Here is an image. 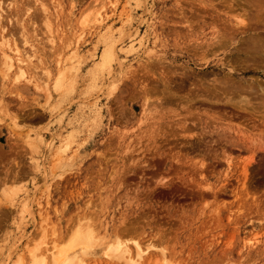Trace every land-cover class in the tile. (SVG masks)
<instances>
[{
	"label": "rangeland",
	"instance_id": "1",
	"mask_svg": "<svg viewBox=\"0 0 264 264\" xmlns=\"http://www.w3.org/2000/svg\"><path fill=\"white\" fill-rule=\"evenodd\" d=\"M0 7L5 39L43 49L22 79L0 47V264H52L76 249L81 264H264V69L232 58L237 44L205 46L226 41L232 17L250 19V0ZM75 49L74 65H58ZM26 135L43 136L39 150ZM114 245L126 258L108 256Z\"/></svg>",
	"mask_w": 264,
	"mask_h": 264
},
{
	"label": "bare ground",
	"instance_id": "2",
	"mask_svg": "<svg viewBox=\"0 0 264 264\" xmlns=\"http://www.w3.org/2000/svg\"><path fill=\"white\" fill-rule=\"evenodd\" d=\"M227 1V0H226ZM232 1H235V0H231V2ZM247 1V0H246ZM206 2V1H205ZM2 3V2H1ZM202 3H204V2H202ZM226 3H228V2H226ZM238 4H241V3H239V2H237ZM205 4H207V2L206 3H204V5ZM208 4H210V3H208ZM230 4V7H231V10H233L234 8V5H237L236 3H233V4H231V3H229ZM3 5H4V3H3ZM2 5V6H3ZM44 5V4H43ZM213 5V4H212ZM223 5V4H222ZM73 6V5H72ZM225 6V5H224ZM250 6H252V7H250V19H248L247 18V16L245 17V15L246 14H244V16L243 17H245V19H243L242 18V14H241V16H235V17H232L233 19H229V21L228 22H230L231 23V25H234V27L236 28L234 31H233V33H228V34H226L225 36V40L226 41H224L223 39H221V38H216V37H214V38H212V40H215L214 42H211L209 45H205V46H207V47H209V48H213V50H217V48L219 49V48H221L222 49V46H227L228 48H231V46L233 47V45H235V44H237V45H235V47L233 48V49H230L231 51H229L230 53V56H232V58H242L243 56H244V59H246L245 61L244 60H242V59H238V61H240V62H247V59H250V61L248 60V62H247V64L250 62V65H256V66H253V67H255L254 69H256V70H258V71H260L261 69H264L263 68V66H264V0H250ZM11 7V6H10ZM200 7V6H199ZM211 7V6H210ZM215 7V6H214ZM1 8V7H0ZM204 9V8H203ZM226 9H227V7H226ZM229 9V8H228ZM3 10V9H2ZM1 10V12H4V10L2 11ZM49 10V9H48ZM48 10L47 9H45V10H43V11H45L46 13H45V18H46V20L47 19H49V16H50V14H49V12H48ZM55 10V9H54ZM230 10V11H231ZM252 10H255L256 12H254V13H256V14H252L251 13V11ZM207 11V10H206ZM25 13H28V12H25ZM216 13H217V11H216ZM247 13V12H246ZM1 14L2 13H0V16H1ZM214 14V13H213ZM8 15V14H7ZM19 15V14H18ZM26 15V14H25ZM220 15V14H219ZM3 17L5 16L4 15V13H3V15H2ZM9 16V15H8ZM20 17V16H19ZM24 17V16H23ZM22 17V18H23ZM5 18V17H4ZM7 18V17H6ZM9 18V17H8ZM10 19V18H9ZM30 19V18H29ZM11 20V19H10ZM9 20V21H10ZM188 20V19H187ZM205 20V19H204ZM0 21H2V20H0ZM27 21V20H26ZM84 21H85V23H86V21H87V19L86 20H83L82 19V22H81V24L83 25V24H85L84 23ZM217 21V20H216ZM7 22V21H6ZM22 22V21H21ZM47 22H48V20H47ZM188 22H190V21H188ZM191 23V22H190ZM48 24V23H47ZM50 24V23H49ZM6 25V24H5ZM222 25V24H221ZM23 26V25H22ZM29 26L30 25H28V28H29ZM33 26H34V24H33ZM47 26H49V25H47ZM3 27H4V25H3ZM21 27V26H20ZM27 28V27H26ZM217 28V27H216ZM215 28V29H216ZM226 28H227V26H226ZM249 29H250V34H248V31H249ZM2 30H3V32H4V30H5V28L3 29L2 28V23H1V25H0V35L1 36H3V37H1V39H2V42L0 43V47H4V48H6V53L3 55L4 56V58L6 59V64H8V73L10 72V71H12L13 69H14V67H16L17 69L16 70H18V74L17 73H15L16 75H18L20 78H22V77H25V73H27V72H25V71H27V68L29 67L30 68V65H32L31 63H33L34 62V60H36V59H40L38 56H37V54H39V52H40V50L41 51H43V49H38V47H36L37 45H34V43L33 44H31V46H32V49H35V51H33L31 54H28V52H22L21 50H20V48L18 47V45H17V43H14V44H12V43H10V40L8 41L7 39H5V36H4V34H3V32H2ZM230 30H231V28H230ZM233 30V29H232ZM33 31V30H32ZM216 31V30H215ZM20 32V31H19ZM23 32V31H22ZM34 32V31H33ZM217 32H219V31H217ZM26 33V32H25ZM30 32H28V34H29ZM34 34V33H33ZM26 35V34H25ZM217 35V34H216ZM220 35V34H219ZM11 36V35H10ZM37 36V35H36ZM50 36V35H49ZM246 36H248L247 38H245ZM26 37V36H25ZM23 38V40L26 42V38ZM222 37V36H221ZM224 37V36H223ZM8 38V37H7ZM32 38V37H31ZM33 38H35L34 36H33ZM11 39V38H10ZM36 39V38H35ZM47 39V38H46ZM210 39V38H209ZM28 40V39H27ZM49 41L48 42H50V44H51V46H54L55 45V43H56V41H55V39H54V37L53 36H50L49 37V39H48ZM238 40V41H237ZM13 41H15L14 39H13ZM23 41V42H24ZM36 41V40H35ZM40 40H38V42H39ZM32 42V41H31ZM30 41H27L26 42V44H30L31 43ZM34 42V41H33ZM235 42V43H234ZM70 43V42H69ZM72 43V42H71ZM114 43V41H111V44L109 45V47H111L110 48V50H108V51H106L105 52V54L104 55H102V58H101V65H98V66H100V67H102V66H104V67H107V66H110V65H108L106 62H108V60H109V58H111V59H113L112 57H113V55H114V52H113V48H115L114 46H115V44H113ZM116 43V42H115ZM35 44H38L39 45V43H37V41H36V43ZM44 45V47L46 48V46H47V44H46V46H45V44H43ZM111 45H113V48H112V46ZM50 46V47H51ZM204 46V47H205ZM40 47H41V45H40ZM39 47V48H40ZM56 47V46H55ZM72 47V46H71ZM108 47V48H109ZM200 47H202V46H200ZM206 47V48H207ZM208 48V49H209ZM215 48V49H214ZM30 49H31V47H30ZM227 49V48H226ZM5 50V49H4ZM215 50V52H217ZM229 50V49H228ZM2 51H3V49H2ZM1 51V52H2ZM49 51H51V49L49 50ZM53 51V50H52ZM211 51V50H210ZM221 51V50H220ZM9 52H13V53H15L16 54V58H13L12 56H10L9 55ZM73 52V51H72ZM71 52V53H72ZM213 52V51H212ZM215 52H214V54H215ZM219 52V51H218ZM3 53V52H2ZM42 53V52H41ZM113 53V54H112ZM202 53H204V52H202ZM77 54V50L75 49V51L71 54V56H70V58H69V60L67 61L66 59H68L67 57H65L66 59V61L65 60H63V59H61V60H59V63H58V65H74V62H76V55ZM70 55V54H69ZM210 55H211V52H210ZM3 56H2V58H3ZM36 57H38V58H36ZM228 58V57H227ZM111 59L109 60V61H111ZM232 60V59H231ZM38 61V60H37ZM40 61V60H39ZM44 61V60H43ZM230 61V60H229ZM234 61V60H233ZM236 61V60H235ZM234 61V62H235ZM4 62H5V60H4ZM3 62V63H4ZM0 63H2V62H0ZM45 63V62H44ZM230 63V62H229ZM38 64V63H37ZM40 64H41V62H40ZM102 64H105V65H102ZM111 64V63H110ZM234 64V63H233ZM236 64V63H235ZM245 64V63H244ZM243 64V65H244ZM5 65V64H4ZM34 65V64H33ZM227 65H229V64H227ZM242 65V64H241ZM6 66V65H5ZM4 66V67H5ZM46 66V65H45ZM97 66V67H98ZM259 66L261 67V69H259ZM1 67V66H0ZM32 67V66H31ZM35 67H36V65H35ZM38 67V66H37ZM40 67V66H39ZM59 67V66H58ZM96 67V66H95ZM103 67V68H104ZM67 68V67H66ZM110 68V67H109ZM67 69H69V67L67 68ZM112 69V68H111ZM110 69V70H111ZM243 69H245V68H243ZM251 69H253V68H251ZM4 70H6V69H4ZM15 70V71H16ZM29 70V69H28ZM35 70V69H34ZM46 70V69H45ZM99 70V69H98ZM47 71V70H46ZM66 71V70H65ZM65 71H64V73H65ZM1 72V71H0ZM35 72V71H34ZM48 72V71H47ZM62 72V70H60V73ZM66 72H69V71H66ZM176 72V71H175ZM261 72H263V71H261ZM4 73H5V71H4ZM170 73H172V72H170ZM169 73V74H170ZM49 75H50V73H48ZM59 74V73H58ZM62 74V73H61ZM3 75V74H2ZM44 75V74H43ZM48 75V76H49ZM98 75V74H97ZM5 76V75H4ZM6 76H8V78L10 79V77H9V75H6ZM5 76V77H6ZM12 76H14V74L12 75ZM33 76V75H32ZM35 76V75H34ZM92 76V75H91ZM5 77H4V79H5ZM60 77V76H59ZM57 78V83L55 84V86H54V88H55V90L56 89H60L63 85H62V83H64V78H63V76L61 75V77L60 78ZM7 78V77H6ZM19 78V79H20ZM32 78V77H31ZM34 78V77H33ZM32 78V79H33ZM66 78V77H65ZM79 78V77H78ZM229 78V77H228ZM254 78V77H253ZM22 79H24V78H22ZM21 79V80H22ZM30 79V78H29ZM31 79V80H32ZM164 79V78H163ZM162 79V80H163ZM194 79V78H193ZM212 79V78H211ZM6 80H8V79H6ZM14 79H12V81H13ZM99 80V79H98ZM169 80V79H168ZM225 80V79H224ZM257 80H259L258 78H257ZM68 81H69V79H68ZM95 81V80H94ZM15 82V81H14ZM17 82V81H16ZM15 82V83H16ZM19 82V81H18ZM28 82V81H27ZM34 82V81H33ZM62 82V83H61ZM196 82V81H195ZM260 82V81H259ZM31 83V82H30ZM66 83V82H65ZM167 83V82H166ZM237 83V82H236ZM239 83V82H238ZM242 83V82H241ZM258 83V82H257ZM21 84V83H20ZM29 84V83H28ZM32 84V83H31ZM53 84V83H52ZM168 84V83H167ZM233 84H234V82H233ZM13 85V84H12ZM16 85V84H15ZM17 85H18V83H17ZM16 85V86H17ZM26 85V84H25ZM228 85L229 84H226V87H228ZM240 84H238V86H239ZM225 86V85H224ZM255 87V85H252L251 86V83H250V92L249 93H253V91H252V89H255L254 87ZM260 85H258V87H259ZM229 87H231V86H229ZM228 87V88H229ZM242 87V86H241ZM48 88V87H47ZM50 88V87H49ZM167 88V87H166ZM261 88V87H260ZM259 88V89H260ZM13 89V88H12ZM148 89V88H147ZM9 90V89H8ZM44 90H46L45 88H44ZM75 90V89H74ZM170 90V89H169ZM212 90V89H211ZM228 90V89H227ZM226 90V93L227 92H229V90H230V88H229V90L227 91ZM235 91H236V95H237V92H238V90L240 91L241 90V88L239 89H234ZM234 90H231V91H233V93L235 92ZM49 91H50V89H49ZM146 91V90H145ZM207 91V90H206ZM217 91V90H216ZM223 91V90H222ZM231 91H230V93H231ZM242 91V90H241ZM264 90H263V88L262 89H260L259 90V93L257 92V91H255V93L257 92L258 94H259V96L261 95L262 96V92H263ZM46 92H47V90H46ZM166 92V91H165ZM243 92V91H242ZM49 93V92H48ZM62 93V92H61ZM171 93H172V91H171ZM240 94V93H239ZM238 94V95H239ZM264 94V93H263ZM227 95V94H226ZM234 95H235V93H234ZM241 95V94H240ZM256 95V94H255ZM45 96V95H44ZM51 94L49 93V94H47V96H45L46 97V100H48V101H50V99H51ZM241 96H243V95H241ZM253 96V95H252ZM257 97H259L258 95H256ZM174 97V96H173ZM215 97V96H214ZM262 97H264V95L262 96ZM231 98V97H230ZM242 98V97H241ZM260 98V97H259ZM245 99V98H244ZM261 99V98H260ZM263 99V98H262ZM2 100V99H1ZM250 100H251V94H250ZM85 102V101H84ZM54 103V102H53ZM0 104H2V103H0ZM85 105V104H84ZM87 105V104H86ZM62 106V105H61ZM93 106V105H92ZM86 107V106H85ZM94 107V106H93ZM4 108V107H3ZM5 109V108H4ZM11 109V108H10ZM52 109V108H51ZM60 109V108H59ZM91 110V109H90ZM48 111V110H47ZM3 112V111H2ZM50 113H51V111H50ZM53 113V112H52ZM9 114V113H8ZM97 114H99V113H97ZM96 114V115H97ZM100 115V114H99ZM8 117H9V115H8ZM79 118H80V116H78ZM98 117V116H97ZM97 117H95V118H97ZM74 118V117H73ZM94 118V119H95ZM99 118V117H98ZM98 118H97V120H98ZM14 119V118H13ZM12 119V120H13ZM18 118H16L15 117V119H14V121L15 120H17ZM78 120V119H77ZM81 120V119H80ZM96 120V119H95ZM97 120L95 121V123L97 122ZM13 121V122H14ZM16 122V121H15ZM77 122V121H76ZM88 122V121H87ZM87 122H84V123H86L87 124ZM69 124V123H68ZM97 124V123H96ZM86 126V125H85ZM88 126V125H87ZM81 130V129H80ZM79 130V131H80ZM76 131V130H75ZM76 132H78V131H76ZM72 134V136L73 135H76V134H73V133H71ZM37 135V134H36ZM40 135V134H39ZM27 136V135H26ZM71 136V137H72ZM71 137H67L65 140H63L64 142H65V144L63 145V146H65V145H67L68 147H71V146H69V143H70V139H71ZM75 137V136H74ZM73 137V138H74ZM71 139V140H73V142H74V139ZM63 139V138H62ZM25 141L27 142L26 144L28 145V147L30 148V150L31 151H34V150H39V145L41 144V142H43L44 140H43V136L41 135V136H39V137H37L36 138V136H35V138H33L32 139V137H30V135H28L27 137H26V139H25ZM50 142V141H49ZM62 142V141H61ZM39 144V145H38ZM50 144V143H49ZM42 145V144H41ZM72 145H73V143H72ZM50 146H51V144H50ZM36 152V151H35ZM59 155H61L62 153H58ZM58 160H59V158H58ZM70 160V159H69ZM72 160V159H71ZM74 160V159H73ZM2 215V214H1ZM91 237V236H90ZM83 244V246H85V247H91L92 246V243L89 241V239H88V242H86V240L85 241H83V243H81V242H77L76 243V245L77 246H79V245H82ZM75 245V246H76ZM75 249H76V247H74ZM80 250V249H79ZM78 249H76V251H73V250H69V251H67L66 253H65V251L64 252H62L63 253V255H61L60 256V258H54V261L52 262V264H81L82 262L81 261H79V255H80V253L78 252L79 251ZM127 251H125V250H123V249H121V247L120 246H115L114 245V247L113 248H111V249H108L107 251H106V253L107 254H109L108 256H110V255H112V256H114V257H118V258H121V257H125L124 256V254L126 253ZM136 252V251H135ZM146 252V251H145ZM82 253V252H81ZM143 253H144V251H142L141 249H139V250H137V253H135L136 254V257L135 258H137L138 260H141L143 257H144V255H143ZM134 254V253H133ZM82 255V254H81ZM134 256V255H133ZM126 258V257H125ZM124 258V259H125ZM130 258H132L131 256H130ZM134 259V258H133ZM143 260V259H142ZM135 261V260H134ZM130 262V261H129ZM128 262V263H129ZM133 262V261H132ZM136 263H137V261H135ZM42 264V263H41Z\"/></svg>",
	"mask_w": 264,
	"mask_h": 264
}]
</instances>
